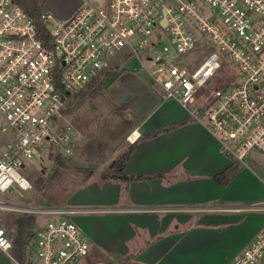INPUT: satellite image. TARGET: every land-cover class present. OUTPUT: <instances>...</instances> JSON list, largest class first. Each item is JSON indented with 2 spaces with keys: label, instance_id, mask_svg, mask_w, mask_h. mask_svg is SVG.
Returning <instances> with one entry per match:
<instances>
[{
  "label": "built area",
  "instance_id": "2783aa9c",
  "mask_svg": "<svg viewBox=\"0 0 264 264\" xmlns=\"http://www.w3.org/2000/svg\"><path fill=\"white\" fill-rule=\"evenodd\" d=\"M129 61L233 162L264 169V0H83L63 21L48 11L34 19L16 0H0V136H8L0 151V210L53 216L32 232L29 264L82 263L91 247L73 217L121 211L43 210L3 197L33 191L25 171L43 140L60 146L63 157L73 154L77 140L62 123L63 110ZM219 210L264 218V202ZM260 232L227 264H264V226ZM12 248L0 226V250Z\"/></svg>",
  "mask_w": 264,
  "mask_h": 264
},
{
  "label": "crops",
  "instance_id": "0c3cea01",
  "mask_svg": "<svg viewBox=\"0 0 264 264\" xmlns=\"http://www.w3.org/2000/svg\"><path fill=\"white\" fill-rule=\"evenodd\" d=\"M52 2L47 1L46 11L63 21L80 8L83 0L72 7L66 3L57 7ZM130 133L138 139L134 143L127 141L128 147L122 154L131 147L134 150L123 172L128 177L142 179L91 180L71 193L62 206L121 209L73 217L95 246L113 252L123 264H198V254L209 246L208 232L217 230L214 225L242 223L239 229L246 233V241L255 229L264 226L261 216L219 210L264 202V181L251 169L241 167L228 183L220 182L218 177L235 162L222 153L211 133L195 122L178 102L160 98L156 108L136 128L129 129L127 134ZM117 158L108 164L111 166ZM219 200L233 203L206 205ZM134 208L150 210H126ZM21 215L17 213L13 228L4 226L13 248L9 254L0 250V264L30 263L29 238L41 223L36 220L29 230L24 256L18 260L13 241ZM236 230L229 228L226 232L235 237Z\"/></svg>",
  "mask_w": 264,
  "mask_h": 264
},
{
  "label": "rangeland",
  "instance_id": "374dc122",
  "mask_svg": "<svg viewBox=\"0 0 264 264\" xmlns=\"http://www.w3.org/2000/svg\"><path fill=\"white\" fill-rule=\"evenodd\" d=\"M78 1L81 0H54L52 3L57 7L63 6L64 3L72 7ZM50 13L61 21L55 13L51 11ZM122 66L125 68H119L115 78H107L96 96L86 97L80 105L76 104L74 99L64 110L62 123L74 136L75 141L77 140L73 154L70 157H63L64 166L58 167L55 163V157L59 155L58 151L61 152L63 149L52 142L43 140L40 145L41 151L34 152V157L27 161L25 171V175L33 185V191L25 194L17 190L13 195H5L3 199L19 205L31 204L43 210L62 207L66 204L70 194L80 186L91 180L100 182L103 179H110L113 171L108 163L128 147L127 141L132 134L128 135V130L136 128L156 108L160 98L162 99L161 91L153 85L146 72L139 70L136 62L129 61ZM77 131L81 133L80 137H77ZM7 140L8 136H0V151ZM250 169L264 181L262 167L251 166ZM41 177L52 184L51 188H36L35 182ZM111 178L115 177L112 175ZM231 203L233 202L219 200L208 202L206 205L225 206ZM84 207L95 208L97 206ZM16 215L17 212L0 210V226L13 228ZM91 215L94 216V214ZM225 215L238 214L225 213ZM36 217L42 225L53 218L50 214H38ZM235 224L213 226L217 230L208 232L209 246L204 247V251L198 254V264H227L230 258L242 252L262 232L258 234L260 230L258 228L253 233L249 230L248 232L252 235L250 234L251 236L246 241V233L239 229L242 228V223ZM234 225L236 227L233 228ZM229 228L237 229L235 237L226 232ZM84 236L90 244V252L94 253L92 252L80 264H123L113 252L95 246L85 232Z\"/></svg>",
  "mask_w": 264,
  "mask_h": 264
},
{
  "label": "trees",
  "instance_id": "16d2710c",
  "mask_svg": "<svg viewBox=\"0 0 264 264\" xmlns=\"http://www.w3.org/2000/svg\"><path fill=\"white\" fill-rule=\"evenodd\" d=\"M48 0H16V2L21 5L25 11L34 19H39L40 16L42 15L43 12L46 11V3ZM117 76V69L115 70H109L107 73L104 74V76L96 81L92 86H90L87 90H85L82 93H79L76 95V97L73 98L75 99L76 104L80 105L84 101L86 97H92L96 96L98 93V90L101 89V87L105 84V81L107 78H115ZM72 101V100H71ZM64 112V110H63ZM134 150V147H131L126 153H124L119 159L115 160L112 165L111 169L113 171V177L115 178H120L121 180L125 182H130V181H135V180H140L142 179L141 177L138 178H133V177H128L125 175L124 167L131 156L132 152ZM55 163L57 164L58 167H63L65 162L63 160L62 155H57L55 157ZM241 167L234 163V165L229 169L224 175L218 177V180L223 183H228L231 178L236 176V174L240 171ZM58 173V172H57ZM110 176V178L112 177ZM36 188H51L52 184L47 182V179L45 178H39L35 182ZM36 216L32 215H21L20 218L17 220L16 223V229H15V239H14V244L17 247V252L15 253V257L18 260H22L26 246H27V235L29 230L32 229L35 224H36Z\"/></svg>",
  "mask_w": 264,
  "mask_h": 264
},
{
  "label": "water",
  "instance_id": "95a60500",
  "mask_svg": "<svg viewBox=\"0 0 264 264\" xmlns=\"http://www.w3.org/2000/svg\"><path fill=\"white\" fill-rule=\"evenodd\" d=\"M165 23V22H164Z\"/></svg>",
  "mask_w": 264,
  "mask_h": 264
}]
</instances>
